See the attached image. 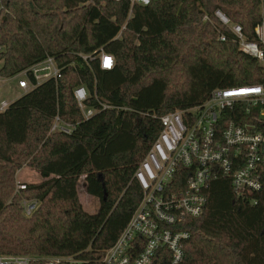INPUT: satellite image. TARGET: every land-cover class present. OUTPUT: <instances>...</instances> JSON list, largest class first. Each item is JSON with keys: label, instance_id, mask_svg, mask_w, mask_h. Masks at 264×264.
<instances>
[{"label": "trees", "instance_id": "16d2710c", "mask_svg": "<svg viewBox=\"0 0 264 264\" xmlns=\"http://www.w3.org/2000/svg\"><path fill=\"white\" fill-rule=\"evenodd\" d=\"M263 20L264 0H0V75L13 77L47 55L62 67L61 77L0 111V254L103 264L143 198L135 172L161 116L201 105L216 88L264 83L262 63L232 30L239 25L256 41ZM102 52L113 56L112 69L101 67ZM79 86L97 109L89 119L74 94ZM226 114L243 123L237 112ZM56 116L73 131L50 132ZM26 165L42 179L17 190ZM81 180L99 201L95 213L80 200ZM206 195L204 211L180 225L190 233L182 264H264V191L237 195L218 177ZM23 197L40 202L29 217ZM153 264H170L168 251Z\"/></svg>", "mask_w": 264, "mask_h": 264}, {"label": "built area", "instance_id": "2783aa9c", "mask_svg": "<svg viewBox=\"0 0 264 264\" xmlns=\"http://www.w3.org/2000/svg\"><path fill=\"white\" fill-rule=\"evenodd\" d=\"M129 1L143 5L150 2ZM216 14L224 24H229L222 12ZM232 30L238 36L241 49L256 57L264 67V20L255 28L256 41L247 40L239 25H233ZM99 57L103 69L114 67L112 55L102 52ZM1 64L0 59V67ZM61 74L62 67L55 57L47 55L9 78L16 79L18 87L27 92L49 79H58ZM1 78L5 77L0 75ZM74 94L84 118L92 117L97 109L86 104L89 97L86 87L75 88ZM10 103L0 100V111ZM102 107L109 106L102 104ZM228 112L234 115L237 112L243 123L227 118ZM160 121L161 132L135 172L143 198L116 242L105 252L103 264H153L161 249L168 251L170 264H182L190 233L180 225L187 217H197L204 211L206 191L213 179L229 178L237 195L264 191V83L216 88L201 105L168 112ZM74 128L56 116L50 132L70 133ZM180 167L187 169L186 176L178 174ZM24 188L23 182L17 184V190ZM39 204L36 198L21 199L27 217ZM0 264L81 262L72 257L0 254Z\"/></svg>", "mask_w": 264, "mask_h": 264}, {"label": "rangeland", "instance_id": "374dc122", "mask_svg": "<svg viewBox=\"0 0 264 264\" xmlns=\"http://www.w3.org/2000/svg\"><path fill=\"white\" fill-rule=\"evenodd\" d=\"M7 78V77H5ZM1 78L0 80V100H6L9 103L20 97L24 91L18 87L16 79ZM42 179L40 172L31 166H24L17 172V184L19 182H39ZM80 200L86 211L95 213L99 208L97 198L89 195L85 191L84 182L81 180L78 185Z\"/></svg>", "mask_w": 264, "mask_h": 264}]
</instances>
